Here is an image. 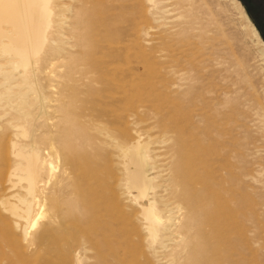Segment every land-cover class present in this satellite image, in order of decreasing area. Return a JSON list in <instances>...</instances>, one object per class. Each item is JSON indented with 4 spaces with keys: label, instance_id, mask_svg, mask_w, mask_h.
<instances>
[{
    "label": "bare ground",
    "instance_id": "1",
    "mask_svg": "<svg viewBox=\"0 0 264 264\" xmlns=\"http://www.w3.org/2000/svg\"><path fill=\"white\" fill-rule=\"evenodd\" d=\"M214 15L207 0H0V264H260V113L239 95L247 81L260 100L258 68L221 47Z\"/></svg>",
    "mask_w": 264,
    "mask_h": 264
},
{
    "label": "rangeland",
    "instance_id": "2",
    "mask_svg": "<svg viewBox=\"0 0 264 264\" xmlns=\"http://www.w3.org/2000/svg\"><path fill=\"white\" fill-rule=\"evenodd\" d=\"M236 2H233V0H207V3L211 5V8L215 14L213 16V21L215 23L211 25L210 29L211 31H217L216 33H219L221 37H223L222 33L223 34L225 33L224 34L225 43L221 47L222 48L228 47V49L232 52L234 51L236 53V56H238L240 59L245 58L244 63L247 64L246 71L252 73V70L256 66L258 68L253 73L252 81L253 84L256 86L255 90L258 92H262L260 100L258 99L257 101L256 97L252 95L253 90L249 88L250 84L247 81H243L239 83L241 87L239 95H247L246 97L251 99V101L249 102L250 106L247 108V110L248 113L251 114L253 118H255L254 115L256 112L255 109L260 113V116L257 120V122L258 121L259 122L258 123L256 122V125L253 126V133H254L253 136H255L258 139L259 145L261 146L262 149L261 154L264 157V125H263L264 118H262L264 117L263 116L264 82L262 78V76L264 75V71L259 65L262 62L259 57V54L261 50L264 51V46L258 43L257 39L253 34V30L250 23L246 20L243 14V12L248 14L250 20L256 26L261 38L264 41V0H236ZM216 12L220 14L218 15V13ZM144 32L145 31H135L134 33L140 36V34L143 35ZM225 35H227L230 40L227 41ZM160 37L161 35L157 31H150L149 34L145 35L144 38L148 41V43H146V49L148 50L153 49L158 52L159 49L158 45L159 42L161 41ZM142 53H143L142 51L139 52L136 51V53L134 52L132 55V60L142 61L143 59ZM158 55H160V52H158ZM155 61L157 62V65H159L158 62H161L159 58H156ZM139 69H140L139 72L143 74V76H145L146 78L147 71L145 67L141 65ZM166 86L164 85L157 87L155 91L153 90V93L151 94L149 93V91H147L148 93H146L145 95L147 103L155 100L160 101V99H163V97L166 96L165 94H167L168 91L167 90L168 88ZM138 98H139V94L134 93V100L137 101ZM257 102H260L261 108L258 109L256 108ZM148 123L150 125H153L155 123V119L153 118L149 119ZM263 227H264V220H263ZM260 239H261L260 245L262 250V258L260 259V264H264V231L261 232Z\"/></svg>",
    "mask_w": 264,
    "mask_h": 264
}]
</instances>
